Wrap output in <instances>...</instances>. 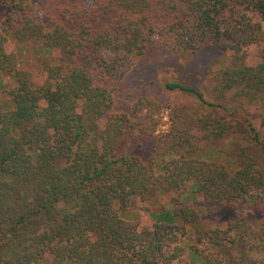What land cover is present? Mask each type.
I'll use <instances>...</instances> for the list:
<instances>
[{
  "label": "trees",
  "instance_id": "1",
  "mask_svg": "<svg viewBox=\"0 0 264 264\" xmlns=\"http://www.w3.org/2000/svg\"><path fill=\"white\" fill-rule=\"evenodd\" d=\"M2 3L0 264H264V132L251 129L247 142L259 158L238 149L233 169L213 161L201 148L230 130L227 107L167 82L202 111L165 136L156 163L162 139L153 105L137 101L131 118L110 113L116 85L147 46L187 53L219 46L229 60L210 83L212 97L264 105V0ZM6 36L40 48V83L5 50ZM254 47L251 62L245 51ZM137 134L153 140L144 161L126 153ZM191 193L206 210L246 212L206 227ZM165 194L170 210L150 223L120 215Z\"/></svg>",
  "mask_w": 264,
  "mask_h": 264
},
{
  "label": "rangeland",
  "instance_id": "2",
  "mask_svg": "<svg viewBox=\"0 0 264 264\" xmlns=\"http://www.w3.org/2000/svg\"><path fill=\"white\" fill-rule=\"evenodd\" d=\"M5 10L2 0H0V21ZM4 48L8 53L18 58L22 69L33 72L32 80L34 83L38 84L42 81L43 76H40L41 74L39 73L42 69L40 62L42 58H40V48L34 41H28L21 46L6 36ZM245 52L248 55V60L254 62L255 47L248 48ZM228 60L229 53L222 52L219 46L202 48L193 53L163 50L147 46L142 55L131 58L128 69L125 70L116 85L112 93L110 113L124 114L126 117L131 118L133 105L137 101L145 100L153 105L148 113L155 121L154 134L162 139V143L156 148L153 157L155 162L158 163L165 155L164 142L167 138L165 136H170L173 131L177 132L182 129L180 123L188 121V117L199 114L202 111L198 105V100L192 94L165 89L164 85L167 82H176L201 92L206 102H220L228 109L225 117L231 126L230 130L223 137L213 138L209 142L204 143L201 153L209 156L213 161L225 164L230 169L234 167L232 159L236 156L238 149H247L248 152L259 158V147L250 145L247 142L251 129H254L259 134L264 132V124H262L264 121V105L259 100L233 101L230 98V94H227L222 101L212 97L213 93L210 83L215 79L217 73L226 66ZM8 83L10 86L13 85L10 82ZM98 125L102 128L104 119L99 120ZM126 153L144 161L149 154L152 153L153 155L152 138L137 134L135 142L127 146ZM190 195L195 198L196 202L194 205H198L203 224L206 227L213 226L212 223L217 224L219 227H224L226 221L231 219L234 214L240 215L246 212L243 206L236 208V210H231L225 205H221L222 207L218 209L209 207L206 210L196 193H191ZM169 198V194L159 195L144 204L139 210L131 207L121 212L120 215L127 220L135 221L140 219L142 224L150 223L152 215L170 210ZM187 230H189L188 227ZM187 239L188 243L191 244L192 237ZM46 258L49 259V257ZM191 259L188 254H185L183 262L190 263ZM246 264H251V262L248 261Z\"/></svg>",
  "mask_w": 264,
  "mask_h": 264
}]
</instances>
